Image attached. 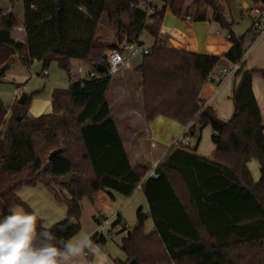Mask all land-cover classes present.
Segmentation results:
<instances>
[{
	"label": "trees",
	"instance_id": "16d2710c",
	"mask_svg": "<svg viewBox=\"0 0 264 264\" xmlns=\"http://www.w3.org/2000/svg\"><path fill=\"white\" fill-rule=\"evenodd\" d=\"M4 1L9 8L15 2ZM20 1L24 43L13 39L19 21L11 9H0V78L17 56L26 66L40 62L43 69L56 61L67 83L52 90L50 111L33 118L26 116L28 98L11 107L0 101V216L17 205L34 213L17 192L41 186L54 203L65 207V216L47 228L38 218V225L68 242L80 230L83 198L100 190L128 198L141 184L147 212L137 211L135 229L120 240L124 259H114V264H264V124L251 86L252 76L263 71L245 70V62L241 64L234 74L237 86L228 121L217 119L210 107L201 111V91L210 71L217 64L238 62L246 51L244 37L230 31L224 4L191 0L196 7L192 22L206 21L209 8L212 21L228 32L232 47L214 56L168 47L172 38H159L165 8L175 18L189 16L185 0H160L163 6L151 7L150 15L142 8L150 7L148 0ZM252 2L264 5V0ZM102 20L114 28L115 43L101 42ZM142 33L154 40L133 70L140 76L145 122L163 117L180 126L191 124L184 139L195 134L199 138L208 126L215 147L205 158L195 146H171L159 159L158 177L145 181L148 168L130 164L108 105L114 81L106 76L105 63L106 51L123 52L124 45L135 42L140 46ZM74 61L88 65L99 77L73 78ZM252 160L259 165L257 183L247 166ZM68 175L72 180L59 185ZM147 219L154 228L148 234ZM109 235L91 237L107 254Z\"/></svg>",
	"mask_w": 264,
	"mask_h": 264
},
{
	"label": "crops",
	"instance_id": "0c3cea01",
	"mask_svg": "<svg viewBox=\"0 0 264 264\" xmlns=\"http://www.w3.org/2000/svg\"><path fill=\"white\" fill-rule=\"evenodd\" d=\"M154 1H157L159 3V5L155 3L157 7L159 6L158 8H161L163 6V3L160 0H154ZM242 4L245 8L248 7L247 3L245 2H243ZM9 9H11L10 11L13 12V6L12 8ZM195 9L196 7L194 6V10ZM190 14H188L189 16L185 17L182 20L172 16L168 11V9L165 8L159 38L161 39L168 35L169 37L172 38L174 42L180 44L185 51L196 54H212V53L222 54L227 52L232 47V44L228 41V33L226 32V30H222L223 31L222 34H220L216 29L212 30L211 32H209L210 30H208V33L206 32V27L208 26V24H210L211 22L215 23L211 19L212 13H210V11H206L205 15L207 19L204 22H192L191 20L192 15ZM252 19L253 18H251V25L249 31H247V34H245V36H241V37H244V41H245L246 36L249 35V41L251 43L248 49L246 50L247 58L244 61L245 65L247 66V61L249 59L250 54H252L253 56L254 59L253 63L255 61L256 62L251 66H249L248 68L245 66V70L248 69L262 70L263 73L261 74L264 75V65L262 67L259 64V62L262 61V59L264 58L263 57L264 55L262 56V52L264 49V37L258 40L254 38L255 37L254 32L251 28ZM19 24H22V20L19 21ZM236 38H240V37H236ZM138 43H142L141 36L139 37ZM171 46H173L172 42H170V46L168 47ZM15 57L16 56L12 57L13 61ZM134 61H136V65L132 64ZM139 62H140L139 56L130 58L129 62L126 65L122 66L117 72L119 74L118 76L119 78H117L116 75L117 73L114 76H112V80L114 81V83L112 84L111 88L114 87L115 89L114 91L115 102L113 101L114 102L113 106H110L109 103L108 105L110 108L113 109V117L115 118L117 124H123L124 128L131 132V140L130 141L128 140L127 145H129V148L132 149L135 156H141V154L145 155L144 150L142 153L139 152V150L143 149L142 144L145 146V144L148 143L150 149L149 152L151 155L149 156L150 165H151L153 162L160 159L163 156V154L166 152L167 149L166 150L161 149V146L163 144L169 145L170 142L172 141L173 143L177 141L180 137H182L184 131L187 128H189L190 125L180 126L177 123H174L163 117H157L156 119L148 123L145 122L142 114L141 94L138 88L140 82V76L139 74L133 72L134 68L138 66ZM32 63H30L29 65H31ZM73 64L75 67H77L76 70L78 71L79 75H82L78 79H84L87 76V74L91 72V68L86 64L76 61H74ZM261 74H255L252 76L251 86L254 97L261 108L262 120L264 124V84L261 81L264 77ZM75 76H76L75 74L72 75L73 78ZM131 80L135 81L133 87H131L130 84L132 83ZM236 86H237V79L232 78L231 80H229L222 87L219 94L212 100L209 106L215 112L217 119L223 122L228 121L232 115V110H233L232 92L234 91ZM17 88L18 86H16L15 89ZM132 89L134 90V95L132 93ZM211 91H212V85L210 83H206L201 91V96L203 100H205L210 96ZM257 97H259L260 100H258ZM135 98L137 101H134ZM19 99L17 98V96H15L14 101L16 100L18 101ZM136 106L139 107L140 110H138ZM203 134H205V137H208L210 140L212 136V131L208 126H206L202 130H200L199 138H197L195 134L193 138L184 139L185 141L184 145L190 147L195 146L197 154L205 158H209L212 152L214 151L215 147L212 143H210L211 145H209L206 149H202L200 145L203 140ZM173 143H171L170 147L173 145ZM122 144H123V140H122ZM123 147L127 153V157L129 160V155L124 144ZM170 147H168V149ZM157 151H160V153L157 156H154V152ZM151 152H153V155L151 154ZM134 165L144 166L142 164H139V162H136ZM149 167L150 166H147L148 170ZM135 193L136 191H134L130 197L125 198L119 194L110 192L108 190H100L90 198H83L80 201V217L78 220L80 230L70 240H74L78 238L81 233H88L92 237L95 234L104 235L108 231H110V236H111L112 231L118 228L119 229L121 228L120 230H123L124 233L130 231L132 227L131 229H128L129 226H127L128 223L123 215V211L125 209V204L127 203V200L132 198ZM144 202L145 205L140 207L143 214H145L148 209L145 198H144ZM52 206L53 205L49 206L50 211H52L53 213L57 212L58 217H64L65 209L62 210L61 213V211L59 212L56 209H53ZM106 219L111 220L112 221L111 224L106 228H101L100 223ZM135 220L132 222L134 223L133 224L134 226H135ZM117 221H119L118 224L112 226ZM147 222H150L148 233H151L154 230L152 222L150 219H147L145 221V223ZM145 223H144V232H145ZM106 250L108 252L109 258L112 261V264H114L113 263L114 259H119V260L124 259L123 254L121 258L113 257L109 252V250L107 249V245H106ZM89 258L90 260L93 259L91 256H89ZM76 264H83V261L78 260Z\"/></svg>",
	"mask_w": 264,
	"mask_h": 264
},
{
	"label": "rangeland",
	"instance_id": "374dc122",
	"mask_svg": "<svg viewBox=\"0 0 264 264\" xmlns=\"http://www.w3.org/2000/svg\"><path fill=\"white\" fill-rule=\"evenodd\" d=\"M220 3L225 6V17L228 23H230V31L234 37H241L245 36L247 34V31H249L250 25H251V18H253V10L254 8H258L261 12L264 13V5L260 4H254L252 0H228L227 3L224 0H219ZM150 3V7L158 8L157 5L159 3L154 0H148ZM152 2V4H151ZM243 2L247 3L248 7L245 8L243 6ZM155 3L157 5H155ZM185 6L188 7V14L193 15L194 13V5L191 4V0H185ZM0 9L2 10H9V5L4 0H0ZM206 11L211 10L208 8ZM13 14L15 15L16 19L18 21L22 20V3L20 0H15L13 4ZM21 25V24H19ZM218 30L220 34L223 33L222 29L218 27L215 23H210L206 27V32H211L212 30ZM205 32V33H206ZM227 32V31H226ZM228 33V32H227ZM99 36L100 40L104 44H111L115 43V30L111 27L106 21L102 20L99 25ZM211 35V34H210ZM141 45L139 46L140 49H146L150 48L154 40L150 36H148L146 33H142L141 35ZM213 36V33H212ZM20 43V42H19ZM249 41V35L245 38V50L248 49L250 46ZM107 51L105 52L106 55ZM252 53V52H251ZM264 55V49L262 52V56ZM139 56L141 59V54L136 55ZM135 57V56H134ZM264 57V56H263ZM132 58V57H131ZM258 58V57H257ZM138 59V58H137ZM253 56L250 54L249 59L247 61V68L251 66L253 63ZM138 61V60H136ZM136 61H134L132 64L136 65ZM260 66L263 67L264 65V58L262 61L259 62ZM77 67L73 64V69L70 71L71 75H76L75 78L78 79L82 75H79L78 71L76 70ZM78 73V74H77ZM117 78H119V74L117 73ZM132 83L131 87L134 86L135 81L131 80ZM264 84V78L261 80ZM67 83V77L63 70H61L56 61H53L50 63V65L43 69L40 62L34 61L31 65H24L21 63L16 56L14 61L12 60V63L9 67V69L5 72L4 76L0 78V101L3 103L5 107H11L16 101H14L15 96L19 99L22 95H24V98H28L29 100V106L27 109L26 116L28 118H33L42 114H46L50 111V95L54 88H62ZM16 86H18L17 89ZM114 87H112L108 93V103L110 106H113V103L115 102L114 97ZM132 93L134 95V90L132 89ZM258 100H260L259 97H257ZM14 101V102H13ZM114 101V102H113ZM134 101H137L136 98ZM116 104V103H115ZM138 110H140L139 107L136 106ZM11 109V108H10ZM11 113V110H8V114ZM16 117H19V114H16ZM118 131L120 133V137L123 140V144L125 145L128 155H129V161L131 165H134L136 162H139V164H142L144 166H150V149L148 143L145 144V146L142 144V148L139 152H143L144 154H141V156H135L132 149L129 148V145H127L128 140H131V132L129 130H126L123 126V124H117ZM172 142H170L169 145L163 144L161 146V149H168L170 147ZM210 140L208 137H205V134H203V140L201 142L202 149H206L210 144ZM145 147V148H144ZM160 153V151L154 152V156H157ZM153 155V152H151ZM135 157V158H134ZM135 159V160H133ZM137 159V160H136ZM156 162V161H155ZM159 163V159L157 160ZM248 170L250 172L251 179L254 183H257L260 177L259 174V165L258 162L255 160H252L248 163ZM149 167V168H150ZM18 197L24 201L33 211L35 214H37L38 218L42 222V226L47 228L48 226L58 222L64 217H58L57 212L53 213L50 211V205H53V209H56L57 211L64 210V206L55 204L51 197L47 194V192L44 190L41 186H35V187H23L17 192ZM144 198L140 191H136V193L133 195L132 198L127 200V203L125 204V209L123 211V215L128 223L127 226H129L128 229H131L133 227L134 223H132L135 220L136 213L140 207L145 205L144 204ZM2 202L0 201V215L2 213ZM65 216V215H64ZM149 225L150 222L145 223V233L148 234L149 232ZM121 229V228H120ZM114 229L112 231V235L109 237L107 236V249L111 253L113 257H122V252L120 250V240L121 238L125 237L126 233H124L123 230ZM106 235V233L104 234Z\"/></svg>",
	"mask_w": 264,
	"mask_h": 264
},
{
	"label": "clouds",
	"instance_id": "9594fccd",
	"mask_svg": "<svg viewBox=\"0 0 264 264\" xmlns=\"http://www.w3.org/2000/svg\"><path fill=\"white\" fill-rule=\"evenodd\" d=\"M88 256L93 259L89 261ZM112 264L88 233L65 242L38 225V216L17 205L0 216V264Z\"/></svg>",
	"mask_w": 264,
	"mask_h": 264
},
{
	"label": "built area",
	"instance_id": "2783aa9c",
	"mask_svg": "<svg viewBox=\"0 0 264 264\" xmlns=\"http://www.w3.org/2000/svg\"><path fill=\"white\" fill-rule=\"evenodd\" d=\"M145 10L146 15H150L152 13V8L149 6H142ZM252 30L254 32L255 39H261L264 37V14L258 9L254 8L253 10V19H252ZM13 39L17 42L24 43V28L22 25H18L12 31ZM123 52H119L118 50H109L105 55V63L107 64V72L106 76H114L119 69L126 65L131 57H134L138 54L146 53L147 49H140L137 43L127 44L122 47ZM247 52L245 51L242 58L236 62L232 63L229 66H224L222 64H217L208 74L207 83L212 85V91L208 98H206L202 105L201 111L210 106L212 100L219 94L222 87L232 78H234V74L240 69L241 64L246 60ZM98 78V75L88 73L86 78ZM75 78V77H74ZM191 126V124H189ZM189 128H187L182 137H180L177 141L173 143L174 145H184V135L188 132ZM158 167V162H153L142 181H145L148 178H157L158 174L156 173V169ZM141 184H139L135 191H139ZM111 220H104L100 223L101 228H106L111 224Z\"/></svg>",
	"mask_w": 264,
	"mask_h": 264
},
{
	"label": "water",
	"instance_id": "95a60500",
	"mask_svg": "<svg viewBox=\"0 0 264 264\" xmlns=\"http://www.w3.org/2000/svg\"><path fill=\"white\" fill-rule=\"evenodd\" d=\"M172 44H173L172 47H174L175 49H178V48H181V47H182L180 44H178V43H176V42H173ZM212 55H214V56H219L220 54H218V53H212ZM97 71H98V72H102V70H97ZM24 97H25L24 95H22V96L20 97V99L18 100V103H19V104H22V103H23ZM17 120H19V117H17ZM71 180H72V177H71L70 175H68V176H66V177H62V178L58 181V183H59V185H64V184H68ZM133 229H135V226L133 227Z\"/></svg>",
	"mask_w": 264,
	"mask_h": 264
}]
</instances>
